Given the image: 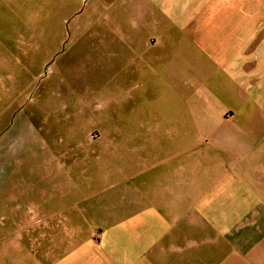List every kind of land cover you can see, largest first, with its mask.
<instances>
[{"label": "crops", "instance_id": "obj_1", "mask_svg": "<svg viewBox=\"0 0 264 264\" xmlns=\"http://www.w3.org/2000/svg\"><path fill=\"white\" fill-rule=\"evenodd\" d=\"M161 10L99 113L0 37V264H264V0Z\"/></svg>", "mask_w": 264, "mask_h": 264}, {"label": "rangeland", "instance_id": "obj_2", "mask_svg": "<svg viewBox=\"0 0 264 264\" xmlns=\"http://www.w3.org/2000/svg\"><path fill=\"white\" fill-rule=\"evenodd\" d=\"M164 2L0 0V37L17 38L14 40L24 37L31 41L24 50L26 61L29 67L31 59L34 77L41 72L34 78V99L83 100L87 107L99 113L104 110L111 93L119 95L122 84H131L138 79L137 74L123 72L126 60L122 51L126 52L128 47L122 41V35L139 30L137 34L144 36L143 29L135 28L137 24L165 20L167 15L161 10ZM9 45L13 52L22 56L19 42L13 41ZM132 46L134 49L135 45ZM46 58L48 65H45ZM199 181L193 182V195H220V188L211 186L212 177L202 181L207 184ZM183 224L184 220H178L176 227L184 229Z\"/></svg>", "mask_w": 264, "mask_h": 264}]
</instances>
